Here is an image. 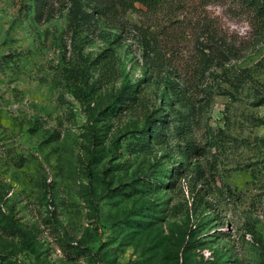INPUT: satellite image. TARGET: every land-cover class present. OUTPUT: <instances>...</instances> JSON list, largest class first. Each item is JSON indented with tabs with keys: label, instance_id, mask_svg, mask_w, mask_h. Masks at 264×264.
<instances>
[{
	"label": "rangeland",
	"instance_id": "obj_1",
	"mask_svg": "<svg viewBox=\"0 0 264 264\" xmlns=\"http://www.w3.org/2000/svg\"><path fill=\"white\" fill-rule=\"evenodd\" d=\"M34 1L0 0V264H264V18Z\"/></svg>",
	"mask_w": 264,
	"mask_h": 264
},
{
	"label": "trees",
	"instance_id": "obj_2",
	"mask_svg": "<svg viewBox=\"0 0 264 264\" xmlns=\"http://www.w3.org/2000/svg\"><path fill=\"white\" fill-rule=\"evenodd\" d=\"M70 5L69 22L72 29V33H76L79 24L82 21H86L91 17L97 16L98 18H106L109 15H115L118 10L121 11H137V6L140 5L146 9L147 13L151 15H159L164 13L169 21H172L178 13H182L187 7L188 3L194 0H103L101 3H93V0H63ZM223 0H200L204 4L216 3ZM243 3L247 8L252 9L255 14L260 18H264V0H235ZM52 6L51 0H35L34 9L36 15L40 18L44 15L45 11ZM88 8L92 9V12L88 11ZM201 37L206 35L210 38V42L217 48H225L227 45L225 41L218 35L217 29L210 27V25H202ZM202 44V43H200ZM211 45H203L204 49H211ZM216 49V50H217ZM233 47L227 46L226 50L229 53H234ZM153 52H158L156 44H154ZM204 57V55H203ZM205 58V57H204ZM124 91V88L123 90ZM125 92V91H124ZM123 92V93H124ZM149 134V133H148ZM150 136H153L151 134ZM141 139H146L141 137ZM0 257H5L0 255ZM5 260V259H2Z\"/></svg>",
	"mask_w": 264,
	"mask_h": 264
}]
</instances>
